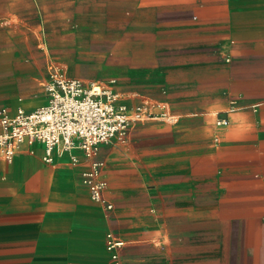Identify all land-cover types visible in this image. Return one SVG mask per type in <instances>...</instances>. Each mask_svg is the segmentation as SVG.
<instances>
[{"label":"crops","instance_id":"obj_1","mask_svg":"<svg viewBox=\"0 0 264 264\" xmlns=\"http://www.w3.org/2000/svg\"><path fill=\"white\" fill-rule=\"evenodd\" d=\"M136 9L156 19L142 29L169 31L170 55L159 37L142 64L168 69V95L114 91L128 104L164 103L172 119L133 123L125 143L100 146L109 212L81 184L78 150L76 164L68 154L45 163L38 143L0 160V264H264V0H138ZM3 67L0 91L11 79ZM232 98L239 107L225 114ZM11 101L0 107H29ZM195 206L217 222L200 235ZM107 233L123 242L116 261Z\"/></svg>","mask_w":264,"mask_h":264},{"label":"rangeland","instance_id":"obj_2","mask_svg":"<svg viewBox=\"0 0 264 264\" xmlns=\"http://www.w3.org/2000/svg\"><path fill=\"white\" fill-rule=\"evenodd\" d=\"M137 5L138 0H0L1 71L11 75L9 83L2 82L0 99L22 97L27 111L38 107L51 65L62 67L70 78L110 86L120 94L167 96L161 82L168 69L142 66L146 56L159 51V37L168 44L169 31L155 35L153 27L142 29L138 22L152 26L156 19ZM161 52L170 55L168 46ZM194 215L195 235L217 224L201 219L200 206Z\"/></svg>","mask_w":264,"mask_h":264},{"label":"built area","instance_id":"obj_3","mask_svg":"<svg viewBox=\"0 0 264 264\" xmlns=\"http://www.w3.org/2000/svg\"><path fill=\"white\" fill-rule=\"evenodd\" d=\"M43 91L45 102L34 110L18 107L9 113L0 107V160L11 163L21 146L38 143L44 148L45 163H52L54 154H68L76 164L74 151L78 150L87 163L81 172V184L87 188L90 200L109 212L112 205L104 196L107 182L101 176L103 163L97 158L100 146L112 141L125 143L133 123L172 116L164 103H125L110 86L70 78L59 65L49 66ZM238 107V98L230 99L225 114ZM227 124L226 117L216 121L218 126ZM122 245L111 233L106 234L105 249L113 261Z\"/></svg>","mask_w":264,"mask_h":264}]
</instances>
